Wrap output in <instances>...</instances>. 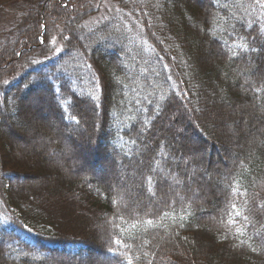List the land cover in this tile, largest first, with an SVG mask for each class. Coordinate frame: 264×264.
Returning <instances> with one entry per match:
<instances>
[{
	"label": "trees",
	"instance_id": "obj_1",
	"mask_svg": "<svg viewBox=\"0 0 264 264\" xmlns=\"http://www.w3.org/2000/svg\"><path fill=\"white\" fill-rule=\"evenodd\" d=\"M5 7L0 264H264V0Z\"/></svg>",
	"mask_w": 264,
	"mask_h": 264
},
{
	"label": "rangeland",
	"instance_id": "obj_2",
	"mask_svg": "<svg viewBox=\"0 0 264 264\" xmlns=\"http://www.w3.org/2000/svg\"><path fill=\"white\" fill-rule=\"evenodd\" d=\"M112 6V5H109ZM11 9H9V7H5L2 10H0V31L2 29V27L5 25V20H6V14H8V12H10ZM13 119V118H12ZM38 120H32V122L30 121H24L23 122H19V124L17 125L18 130L20 131V133L22 134L21 137L19 138H13L11 137L10 134H7V126L3 125L0 128V140L3 142L5 141L4 144V149L6 150V152H11L13 153V155H17L19 152L23 153V154H36V152H40V151H44L46 150V147L49 144V137H44L42 138L41 136H43V133L41 131H39L38 129H36V127L39 126L38 124ZM38 130V135L36 136L38 139H34L31 140L30 139V134L36 133L35 131ZM9 141L10 144L12 145L11 148L8 147V145L6 144V142ZM6 145V147H5ZM83 148V146L81 147V149ZM33 150V152L31 151ZM95 151V147L94 150ZM90 152V150H89ZM50 159L54 164L57 165H61L64 166V160H62L60 157H64V155H67V149L66 148H57V150L55 149L54 152H50ZM66 153V154H65ZM9 154V153H8ZM67 161V162H66ZM65 161V163L67 165L73 166V163L69 161V158ZM67 167V166H66ZM157 168V165H154V169ZM158 169V168H157ZM191 170L195 173L198 171H201L202 168L201 167H196L195 170L193 168V166L191 167ZM172 178L170 179V186L168 188L169 191L175 190L179 188V185L181 186L182 181H179L177 178V174H174L173 176H171ZM213 174H211L210 176H208V179H212ZM183 182H191V180L186 179L183 180ZM28 183H33L35 184L36 182H32L29 181ZM211 183V182H210Z\"/></svg>",
	"mask_w": 264,
	"mask_h": 264
},
{
	"label": "snow or ice",
	"instance_id": "obj_3",
	"mask_svg": "<svg viewBox=\"0 0 264 264\" xmlns=\"http://www.w3.org/2000/svg\"><path fill=\"white\" fill-rule=\"evenodd\" d=\"M73 119H75V117H73ZM234 207V206H233Z\"/></svg>",
	"mask_w": 264,
	"mask_h": 264
}]
</instances>
